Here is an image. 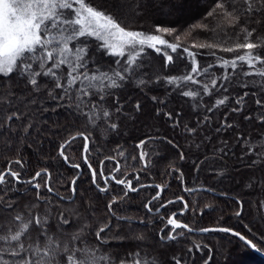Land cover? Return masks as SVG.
<instances>
[{"label": "snow or ice", "instance_id": "1", "mask_svg": "<svg viewBox=\"0 0 264 264\" xmlns=\"http://www.w3.org/2000/svg\"><path fill=\"white\" fill-rule=\"evenodd\" d=\"M258 28L264 30V0H0V147L8 156L0 171V264H231L242 252L264 255V217L257 222L245 207L251 193H220L233 201L230 215L246 231L223 226V214L215 226L194 227L178 219L190 210L184 195L161 202L168 185L141 182V173L159 166L152 156L171 146L178 160L167 174L178 173L184 193L216 191L204 182L185 183L180 162L190 161L196 173L207 172L219 184L242 166L249 171L241 188H259L264 197V53L254 51L264 46V36L251 39ZM196 30L220 39L185 46L182 38ZM191 49H206L203 55L215 59L202 62ZM249 95L258 97L255 117L245 107ZM179 97L191 101L187 114L168 108ZM222 106L227 112L217 120ZM160 122L184 134L187 154L175 138L160 134ZM123 137L139 150L131 165ZM46 138H58L56 156L45 155ZM77 140L90 179L67 153ZM104 143L116 145L115 155H103L97 171L90 159ZM26 149L37 154V164L59 159L77 170L64 188L69 195L59 194L46 162L29 174ZM105 161L114 162L107 174ZM148 188L155 193L134 223L121 214L124 205L131 193ZM176 204L182 207L167 216L168 231L149 234L151 214ZM204 208L215 210L209 201L201 216ZM197 211L193 200V216ZM196 232L227 236L210 244L192 239ZM188 240L186 251L177 247Z\"/></svg>", "mask_w": 264, "mask_h": 264}, {"label": "trees", "instance_id": "2", "mask_svg": "<svg viewBox=\"0 0 264 264\" xmlns=\"http://www.w3.org/2000/svg\"><path fill=\"white\" fill-rule=\"evenodd\" d=\"M97 2H99V0H97ZM129 2H131V0H129ZM198 19L199 18H197L196 20H190L188 23L189 24L196 23ZM184 27L187 28L188 25L186 24ZM252 27H257V26L252 25ZM262 36H264V30L258 28L257 33H255L251 39L253 42H259L258 38ZM166 38L169 40L172 39L171 37H166ZM240 38L242 40L243 36L241 35ZM219 39H220V35L204 33L199 30H196L192 33L191 36L183 37L182 41L185 46H188L190 48L193 42L200 43V42L213 41ZM232 42L233 41H229V44H231ZM191 50L199 51L202 54L198 56V59H200L202 62L206 60L214 61L215 59L212 56L203 55V53H206L208 51L206 49H199V50L191 49ZM254 51L257 54L264 53V46L259 47ZM217 54L224 58H232L234 55H236V53H219V52ZM241 54H243V50H241ZM242 67L244 68V70H247L246 64L242 65ZM257 67L259 68L261 66L258 64ZM237 71H240V68H238ZM174 74H180V73L177 72ZM248 79L249 80L256 79L257 81H259V77H249ZM191 87L194 88L196 86H191ZM243 91H247V89H241V93ZM253 91L259 92V86H257V88H254ZM160 92L164 93L165 89L161 88ZM172 95L175 96L176 94L173 93ZM162 98L169 99L166 95L163 96ZM257 98H258L257 96H253V95H249L248 97L245 98L247 101L245 107L249 110V114L253 115L254 117L258 114L257 112L252 111V109L257 107L255 105V100ZM208 99H209L208 97H205V100ZM185 100H187V98L184 97H179L177 99H170L168 108L179 110L182 107L183 112L187 114L191 101L189 100L188 103H183V101ZM212 102L214 103V99ZM233 106L236 105L233 104ZM226 112L227 109L222 106L221 109L217 110L215 113L216 119L217 120L221 119L222 113H226ZM234 115L235 114L233 113H229V120H231ZM191 119L193 122H195L196 119L195 115H192ZM187 122L188 120L185 119L184 123ZM157 126L160 129L161 135L166 134L169 136V138H175L179 144L183 145V150H185L187 154V149L189 147V144L185 142L184 134H181L178 129L174 132L170 126V122L167 124L160 122ZM145 131L155 132L156 129L155 128L145 129ZM253 131L255 132L257 130H253ZM140 135L141 133H137V136ZM57 142H58V138H53L51 143H49L46 138L44 144L45 155L49 157L56 156ZM119 142L124 146V149H126L125 155L129 156L128 164L131 165L133 163V161H131L130 159L131 155H137L139 151L134 147L135 141L130 137H123V138H119ZM90 147L92 146L90 145ZM115 148H116L115 144L104 143L102 146L101 154L99 156L95 152H93L90 162L93 164V167L97 169V171H99L100 168L99 161L100 159L103 158V155L105 154L115 155V151H114ZM4 152L5 150L3 149V147H0V171L6 168L8 163V156H6ZM67 153L70 157V160H72L73 162L81 163L82 167L80 171L88 174L87 166L83 164L82 141L77 140L76 142H74L72 148L67 150ZM25 156L27 159L30 160L32 164V168L28 169L30 175H34V170H39V167L46 162L51 166V170L53 172V183L54 186L59 189V194L64 196L69 195V193H67L64 190V188L70 185V181L72 177L76 175L77 170L72 169L69 165L64 164L63 161L59 159L52 160L49 158L47 161L40 160V163L37 164L38 157L37 154L33 152L32 149H26ZM152 159L158 160L159 166L153 167L147 175L141 173V182L146 184L147 183L167 184L168 186L165 189V193L161 197V202L167 201L168 199H174L177 195H184L185 198L190 202V210L184 216L178 217V219H180L182 222H187L194 227H205V226L211 227L216 225V220L221 214H223L225 217V219L221 221V224L223 226L232 225L234 227L240 228L242 231H246L243 228V224H238L236 220L233 217H231L230 212L234 208V203L228 197L220 195V193L223 191H227L229 193V196H236L238 192L251 193L250 195L244 196L245 207L247 211L252 213V216L257 220V222H259L261 217H264V204H262L261 202L262 199H264V197L261 196L260 189L257 188L256 191L253 192L251 189L247 188L246 186L241 188V181L243 180L244 173L249 171L248 169H245L241 166V170L239 172L233 173V179L225 180L223 184H219L215 179H208L207 172L196 173L194 171V166L190 161L180 162V168L185 173L184 180L188 186L199 187L200 184L204 182L205 186L213 185L216 188V191L214 192L196 193L189 195L182 191L183 185H181L180 181L177 179L178 173H173L172 175L167 174V172L171 171L168 165L172 162L173 159L178 160V152L176 149H172L171 146H168V151L166 153H162L160 156L153 155ZM121 162L123 165V160ZM13 167L16 166L13 165ZM113 167H114V162L105 161L106 174ZM123 170L124 169L122 167V171ZM88 178L90 179V174H88ZM245 185H246V181H245ZM84 187H87V185H84ZM113 187L116 188L117 190L120 188V186H115V185H113ZM154 193H155L154 188L142 189L138 194L131 193L130 196L132 197V199L126 205H124V211L121 214L132 216L134 218L133 222L136 223V220L139 217L144 216L146 214V210L143 208V204L146 203L149 199H151V196L154 195ZM193 200H196L198 204V211L195 216H193L191 212V202ZM209 201L213 203L215 210L204 208L203 211L205 214L201 216L199 214V209L203 208V205L205 203H208ZM155 206H158V202H154V207ZM181 207L182 205L180 204L169 205L167 209H162L160 214H157L154 211L151 214V216L154 218V222L153 224L149 225L147 229L149 234L158 232L160 228H165L167 216L171 215L172 211L178 212ZM102 211L101 213H98V215L102 216ZM161 215H164L165 217L163 220L160 219ZM245 215L247 218V213H245ZM144 228H145L144 225H138V229H144ZM165 231H168V228H165ZM226 236L227 234H221V233H207L203 235L191 234L192 239H196L198 241L202 240L210 244L223 241L226 238ZM190 242H191L190 240L185 241L184 243L177 245V247L182 248L186 251V244H190ZM231 264H264V259L256 256L250 251H246L240 253L239 255L234 256Z\"/></svg>", "mask_w": 264, "mask_h": 264}, {"label": "water", "instance_id": "3", "mask_svg": "<svg viewBox=\"0 0 264 264\" xmlns=\"http://www.w3.org/2000/svg\"><path fill=\"white\" fill-rule=\"evenodd\" d=\"M193 234L203 235V234H200L199 232H196V233H193ZM250 252H252V251H250ZM252 253L255 254L256 256H258V257L264 259V255H261V254H258V253H254V252H252Z\"/></svg>", "mask_w": 264, "mask_h": 264}, {"label": "flooded vegetation", "instance_id": "4", "mask_svg": "<svg viewBox=\"0 0 264 264\" xmlns=\"http://www.w3.org/2000/svg\"><path fill=\"white\" fill-rule=\"evenodd\" d=\"M167 220V219H166ZM170 227V226H169Z\"/></svg>", "mask_w": 264, "mask_h": 264}]
</instances>
